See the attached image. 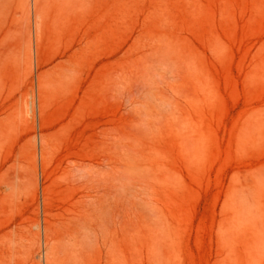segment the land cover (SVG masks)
Here are the masks:
<instances>
[{
	"label": "rangeland",
	"instance_id": "rangeland-1",
	"mask_svg": "<svg viewBox=\"0 0 264 264\" xmlns=\"http://www.w3.org/2000/svg\"><path fill=\"white\" fill-rule=\"evenodd\" d=\"M0 264H264V0H3Z\"/></svg>",
	"mask_w": 264,
	"mask_h": 264
},
{
	"label": "bare ground",
	"instance_id": "bare-ground-1",
	"mask_svg": "<svg viewBox=\"0 0 264 264\" xmlns=\"http://www.w3.org/2000/svg\"><path fill=\"white\" fill-rule=\"evenodd\" d=\"M2 1H3V0H0V5H1ZM68 255H69V254H68ZM69 256H70V255H69ZM69 256H68V257H69ZM72 257H73V256H72Z\"/></svg>",
	"mask_w": 264,
	"mask_h": 264
}]
</instances>
